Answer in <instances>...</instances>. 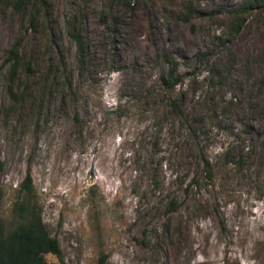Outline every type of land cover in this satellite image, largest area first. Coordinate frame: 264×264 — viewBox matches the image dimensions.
Wrapping results in <instances>:
<instances>
[{"label": "rangeland", "instance_id": "1", "mask_svg": "<svg viewBox=\"0 0 264 264\" xmlns=\"http://www.w3.org/2000/svg\"><path fill=\"white\" fill-rule=\"evenodd\" d=\"M239 2L0 0L5 229L28 203L63 264H264V7L231 35ZM15 45L31 71L12 82ZM164 53L178 62L173 94L196 142L169 112Z\"/></svg>", "mask_w": 264, "mask_h": 264}, {"label": "trees", "instance_id": "2", "mask_svg": "<svg viewBox=\"0 0 264 264\" xmlns=\"http://www.w3.org/2000/svg\"><path fill=\"white\" fill-rule=\"evenodd\" d=\"M5 2H10V0H5ZM30 4L31 7H35L36 0H13L12 7L14 9H25L28 8V5ZM262 7H264V0H240L237 6L229 12L230 19L232 20L230 34H237L244 25L247 16ZM70 35L77 46L75 54L77 70L81 77H84L87 58L84 41L81 38L79 31H76L74 34L70 33ZM8 55L12 62L10 70L12 82L20 67L25 69L27 72L31 71L29 64L21 63L18 53V45L13 46ZM162 58L170 65L167 73L160 78L162 92L168 100L169 112L173 117H175V119H177L179 128L187 130L192 141L196 142V140H198L196 132L191 128L189 125L190 122L185 118L181 102L173 94L178 83L176 80L178 62L166 53L162 55ZM66 85L70 89L72 96H75L70 80L66 82ZM10 91L12 90L10 89ZM200 119L201 117H194V124H196V122H200ZM75 120L78 121V114H75ZM2 171L3 163L0 160V177ZM201 173L204 174L208 180L212 178V166L203 152L201 153ZM26 182L30 183V174L27 175ZM196 184L197 180L193 177L185 186L184 191L188 192L189 189ZM2 197L3 192L0 185V202ZM179 207L180 203H177V201L173 199L169 202L167 209L169 213H172ZM18 209L20 211V219L16 227L12 230L7 231L0 221V264H47L44 256L48 254L53 255L61 264H63L60 245L55 238L49 235L42 221L40 211L28 203L20 204Z\"/></svg>", "mask_w": 264, "mask_h": 264}]
</instances>
